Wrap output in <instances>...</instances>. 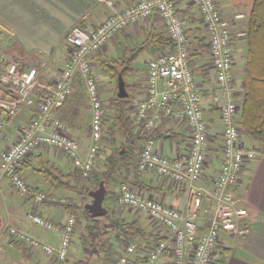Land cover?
Instances as JSON below:
<instances>
[{
  "label": "built area",
  "instance_id": "1",
  "mask_svg": "<svg viewBox=\"0 0 264 264\" xmlns=\"http://www.w3.org/2000/svg\"><path fill=\"white\" fill-rule=\"evenodd\" d=\"M191 2L200 12L206 33L211 63L207 78L196 74L193 62L198 49L193 47L186 18L173 0H135L123 9H116L113 2L108 1L112 10L95 29L77 27L68 34L66 62L54 78L43 79L39 67H28L16 57L3 64L2 81L10 86L12 95L0 97V129L6 128L7 118L15 116L21 107L33 108L34 117L21 130L18 139L1 153L0 174L9 178L17 192L32 199L35 205L55 201L31 186L22 174V164L33 151L44 147L64 154L82 180L98 172L106 127L112 115L109 114L110 104L103 99V83L95 72L93 56L131 25L154 13L163 19L174 50L160 51L147 62L145 97L133 105L131 129L154 131L164 117H174L186 125L188 146L186 153L171 159L149 137L136 155L135 166L141 172L157 173L163 182L186 189L187 201L182 209H177L131 184H121V209L146 214L152 224L151 234L161 239H120L112 256L114 264H215L225 233L246 235L251 230L247 223L251 211L236 188L242 182L246 166L264 155V146L245 144L240 124L235 45L245 39L246 30L233 31L235 24L225 17L217 0ZM243 17L242 13L236 15V18ZM77 75L84 80L90 104L91 142L87 149L72 127L56 115L72 94ZM206 102L218 112L222 125V140L217 149L206 117ZM215 152L220 158V168L210 185H201L200 181L207 179ZM206 200L208 205H205ZM27 218L41 228L59 231V245L52 246L9 227L8 235L12 239L24 241L60 261L70 259L78 224L74 215H69L61 230L39 212L30 211Z\"/></svg>",
  "mask_w": 264,
  "mask_h": 264
},
{
  "label": "crops",
  "instance_id": "2",
  "mask_svg": "<svg viewBox=\"0 0 264 264\" xmlns=\"http://www.w3.org/2000/svg\"><path fill=\"white\" fill-rule=\"evenodd\" d=\"M108 1L113 2L116 9H123L135 0H0V42L1 40L5 41L4 44L0 43V54L10 58H19L28 67H39L43 79L54 78L66 62L68 34L77 27L85 30L95 29L103 22L106 13L112 10L108 5ZM173 1L177 3L181 13L186 18L188 35L194 48L198 49L194 55V67L200 68L203 72L205 71L202 67L204 62L202 65L200 63V67L195 65V61H201L199 60L200 51L206 48V33L200 12L191 0ZM217 2L225 17L235 24L233 27L234 32L246 30L253 0L240 2L217 0ZM242 4L246 9L240 7ZM240 13L244 14V17L236 18V15ZM152 27L170 40L163 19L158 13H154L149 18L140 21L136 25H131L125 31L117 34L101 53L93 56L95 71L100 69L97 56L103 59H113L121 56L125 47L132 48L143 42L146 33ZM245 43V39H240L236 43L235 54L237 58L239 53L242 54V51L245 53ZM158 52L149 49L137 59H141L142 65L137 66L136 62L134 64L135 72L128 79V82L130 79L132 80L129 82L130 85H138L133 105L145 97L147 62ZM208 58L210 60L209 53ZM197 71L196 69V73ZM241 77L242 73L240 79H238V73L236 76L235 72L239 100L243 95ZM160 84L163 86L162 81ZM109 89H114L113 85ZM207 103H205V106ZM33 117V108L21 107L15 116L7 118L6 128L0 129V155L18 139L21 130L26 127ZM206 117L211 126V134L214 137L213 142L219 141L221 143L222 125L218 112L214 107L207 108ZM71 127L75 135L82 141L84 149H87L91 142V114L87 128H81L80 125H76L75 121ZM155 131L157 133L153 139L156 147L169 158L174 159L186 153L188 134L183 121L174 117H164ZM146 139L144 136H138L139 150ZM243 142L250 146L261 147V144L252 141L248 136H243ZM42 160L50 161L64 173L75 174L73 163L64 154L54 149L40 147L33 151L29 159L22 164L23 176L34 189L45 191L47 195L56 200H71L73 198L72 192L68 191L67 193V190L53 188L45 180L42 172L39 171ZM122 166L118 187L115 189V196L117 197L115 203L118 202L119 204L118 191L121 184L128 183L141 189L146 195L162 200L167 205L177 209H182L185 206L187 191L183 187L163 182L157 173L139 171L133 161L127 165L122 164ZM216 166L213 175L220 168V163ZM104 169L105 166L101 162L97 173ZM213 177H210L208 173L207 179L201 180L200 184L210 185ZM87 183H89V180H82L80 185ZM73 184H76V181H73ZM236 193L243 198L245 206L251 211L250 219H247L251 230L246 235L225 233L221 240L216 261L220 258L221 251H225V264H264V155L256 158L246 166L243 171L242 182L236 188ZM51 201L54 200H46L40 205H35L32 199L24 198L17 192L9 178L0 174V264H69L70 259L62 262L56 256L46 255L36 247L27 245V249L23 250L10 244L12 239L8 235V228L15 227L44 243L52 246L59 245V231L53 232L41 228L27 218L30 211L39 212L54 222L61 230L70 212L62 205ZM208 204L209 202L206 200L205 205ZM121 210L124 211L125 209ZM146 219L149 220L147 215ZM149 224H151L150 220ZM147 230L151 232L152 229ZM73 244H75L74 237ZM117 244L118 242L114 249Z\"/></svg>",
  "mask_w": 264,
  "mask_h": 264
},
{
  "label": "trees",
  "instance_id": "3",
  "mask_svg": "<svg viewBox=\"0 0 264 264\" xmlns=\"http://www.w3.org/2000/svg\"><path fill=\"white\" fill-rule=\"evenodd\" d=\"M245 42L246 51L241 77L243 95L241 100H239L241 104L240 124L244 130V134L261 144V146H264V0H253L247 20ZM149 49L159 52L167 49L174 50V45L156 28L152 27L146 33V38L143 42L132 48L125 47L121 56L113 59H103L97 56V63L103 73L115 81V93L109 100L113 115L106 128L108 144L105 149L107 154L103 162L105 169L86 179L89 180V183L80 185L82 179L79 174L64 173L50 161H41L39 171L42 172L45 180L51 187L64 189L81 196L80 202L74 197L69 201L55 200L51 202L62 205L70 213H75L82 208L83 214L89 221L86 225V233L93 240H98L105 233L103 228L98 225L99 218L93 217L85 207L86 203L92 201L89 192L97 189L100 181L104 180L108 190L106 197H108L109 188L117 181L119 182L120 174L122 173L121 169L123 168L122 164L127 165L132 161L135 164L136 155L140 148L137 143L138 136L153 138L157 133L155 130L150 132H134L131 129L137 85H130L128 79L135 72L134 64L139 56ZM202 67L204 68V66ZM3 72L4 67L2 66L0 67V97L11 96L10 86L2 81ZM207 73L206 71L205 74ZM120 74H122L126 81V88L129 93L125 98L118 97V77ZM39 90L42 93L45 92V89ZM86 95L84 80L77 75L73 80L72 94L56 111V115L70 126H72L74 121L76 125H79L80 108L84 104L83 100L86 98ZM120 136L123 138L121 142H119ZM73 181H76V184H73ZM115 198L117 197L115 196ZM107 217L111 220L110 227L116 231L115 237L118 240L138 237L144 240L151 239L155 241L161 239L159 235L151 234L137 219L127 221L117 217L115 211L111 212L109 209ZM82 239L85 244L87 238L82 236ZM112 242L113 240L110 238L109 240L102 241L101 245L107 263L111 261L115 251ZM10 244L23 250L27 249V244L24 241L12 239ZM83 248L89 258L90 255L92 256L98 252L96 247L90 251L85 246ZM224 253L225 251H221L220 258L216 261V264H225ZM76 264H88V259L79 260Z\"/></svg>",
  "mask_w": 264,
  "mask_h": 264
},
{
  "label": "rangeland",
  "instance_id": "4",
  "mask_svg": "<svg viewBox=\"0 0 264 264\" xmlns=\"http://www.w3.org/2000/svg\"><path fill=\"white\" fill-rule=\"evenodd\" d=\"M219 1H221V0H219ZM234 1H239L240 2V1H245V0H234ZM240 7L242 9H246L244 4H242ZM248 11H249V9L247 10V12ZM4 42L5 41L1 40L0 43L4 44ZM205 47H207V46L205 45ZM207 52L209 53L208 49H206V48L204 50L200 51L199 60H201V61H195V65H197V67H200L202 65V63L204 62V64H203L204 68L206 69L207 72H210L211 71V68H210L211 67V63L209 62V58H208V53ZM241 53L242 54L239 53L238 58L236 59V66H235V72H236V76H237V73H238V79H240V75L242 73V66H243V62H244V59H245V53L243 51ZM140 56H143V55H140ZM142 58H144V57H142ZM10 60H12V58L4 56L3 54H0V67H2L3 64H5L7 61H10ZM200 63H201V65H200ZM136 65L137 66H141L142 65L141 59L136 61ZM195 69L198 70L197 73H196L198 77L207 78L208 75L210 76V73L209 74L208 73L205 74V71L202 72L200 68H199L200 70L198 68H196V67H195ZM95 72L98 75L100 81L103 83L102 86H101V88L103 90V99H104L105 102L109 103L110 98L115 93V81L112 80L107 75H105L101 68L99 70L95 71ZM209 78L210 77H208V79ZM131 81L132 80L130 79L129 82H131ZM111 85H113V87H114V89H112V90L109 89ZM137 90L138 89L135 90V93H136ZM83 102H84V104L80 108L81 115H80V118H79V125H80L81 128H87L88 127V123L90 121V114H91L90 111H89L90 110L89 109L90 108V106H89L90 104H89L88 97H86L85 100H83ZM210 107L211 106H208V103H207L206 104V108L209 109ZM109 114L113 115L112 109H110ZM105 134H106V132H105ZM243 136L246 137L247 135H243ZM106 139H107V141L105 140L103 153L101 155V162H104L105 156L107 154V151L105 149L107 147L106 145L108 144V137ZM121 141H123V138L120 136L119 142H121ZM219 143H220L219 141L213 142V145L216 146V149L218 148L217 146H218ZM211 162H212V165L211 164L209 165V170H208V173H209L210 177L214 176L213 174L215 172V168H217L216 165L218 163H220L219 155L216 154V152L212 153ZM117 187H118V181L113 184V187L111 186L109 188V195L104 200V206L107 209H109L111 212L114 210L115 214L117 215V217L123 218V219H125L127 221H133L134 219H137L139 221V223H141V225H143V227H146V229H150L151 230L152 229V224H149V220L146 219V215H142L141 216V213H139L136 210L125 209L124 211H122L120 205L118 204V202L115 203V195H116L115 194L116 193L115 189ZM66 192L68 193V191H66ZM118 193H119V191H118ZM72 195H73L74 198H76L78 200V202H80V197L81 196H79L77 194H72ZM82 211L83 210L81 208L80 210L76 211L75 213L71 212L69 214V215H74L77 218V221H78V224L76 226L75 233H74V236H73L75 238V244L72 245V252H71V256H70V260L71 261L69 262V264H76L79 260H82L84 258L88 259V264H107L106 263L107 260H105L104 253L102 252V248H101L102 241H106V240H109L111 238V240H113V242H112L113 246H115L116 243L121 241V240L116 239V237H115L116 231L112 227H110L111 220H110L109 217H107V214L105 216L98 217L99 218L98 225L103 228L105 234H102L98 238V240L91 239L86 233V225L88 224L89 221L85 217V215L83 214ZM201 219L203 220V222L206 221L205 216H202ZM82 236H85L87 238L86 241H85L86 242L85 244L83 243ZM84 246L87 247L89 249V251L94 249V247H96V249L98 251L97 254L95 253L92 256L90 255V258H89L87 256L84 248H83ZM62 262H65V261H62ZM112 263L113 262H111V261L109 262V264H112Z\"/></svg>",
  "mask_w": 264,
  "mask_h": 264
},
{
  "label": "water",
  "instance_id": "5",
  "mask_svg": "<svg viewBox=\"0 0 264 264\" xmlns=\"http://www.w3.org/2000/svg\"><path fill=\"white\" fill-rule=\"evenodd\" d=\"M129 95L126 88V81L122 74L118 77V97L125 98ZM107 194V186L104 180L100 181V185L97 189L91 190L89 195L92 197V201L85 204V207L89 210L93 217H102L108 213V209L104 206V200Z\"/></svg>",
  "mask_w": 264,
  "mask_h": 264
}]
</instances>
